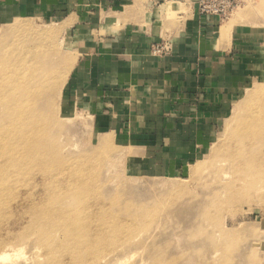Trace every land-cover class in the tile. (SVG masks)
Returning a JSON list of instances; mask_svg holds the SVG:
<instances>
[{
    "label": "crops",
    "instance_id": "obj_1",
    "mask_svg": "<svg viewBox=\"0 0 264 264\" xmlns=\"http://www.w3.org/2000/svg\"><path fill=\"white\" fill-rule=\"evenodd\" d=\"M196 8L195 0H0V20L60 25L74 56L63 92L70 107L89 111L109 139L126 134L143 172L166 175L203 155L257 64L248 31ZM162 41L170 51L153 54Z\"/></svg>",
    "mask_w": 264,
    "mask_h": 264
},
{
    "label": "rangeland",
    "instance_id": "obj_2",
    "mask_svg": "<svg viewBox=\"0 0 264 264\" xmlns=\"http://www.w3.org/2000/svg\"><path fill=\"white\" fill-rule=\"evenodd\" d=\"M19 21L28 22L32 30L54 32L60 58L53 55L50 61L56 71L63 67L61 55L73 53L61 26L51 21L0 20V48L6 47L2 35ZM225 21L239 23L254 38L256 68L231 98L203 155L184 171L166 175L143 172L139 158L132 157L135 153L131 150V155L129 144L124 142L126 134L112 133L115 138L109 139L96 131L91 113L70 107L63 97L65 83L53 112L47 111L44 101L39 103L44 120L38 139L43 151L38 153L60 167H70L72 172L87 169L88 189L79 191L100 197L114 217L108 222L112 229L105 243L96 248L99 264H113L116 259L114 264H264V171L241 173L244 181L237 182L231 176L220 179V157L211 155L216 143L217 152H221L220 141L232 130L234 116H241L244 107L258 93H264V0H242L222 24ZM73 63L74 56L69 72ZM102 138H108V144L103 145ZM199 163L202 170L192 175V167ZM40 172L38 176L44 174ZM173 184L179 185V190L169 188ZM32 187L27 184L26 190ZM94 205L99 207L101 202ZM34 238L33 233L25 236L20 253H13L14 246L6 247V251L1 248L0 254L4 251L8 259H0V264H36L41 252L34 247Z\"/></svg>",
    "mask_w": 264,
    "mask_h": 264
},
{
    "label": "bare ground",
    "instance_id": "obj_3",
    "mask_svg": "<svg viewBox=\"0 0 264 264\" xmlns=\"http://www.w3.org/2000/svg\"><path fill=\"white\" fill-rule=\"evenodd\" d=\"M30 26L23 21L12 24L2 35L6 47L0 48V249L14 246L13 253L19 252L25 236L33 233L34 247L41 252L38 259L43 258L36 264H99L96 248L105 243L112 229L108 222L114 217L100 197L79 191L88 189L87 169L72 172L38 153L43 151L38 140L43 119L38 105L44 101L47 111L53 112L73 54L61 55L63 67L56 71L50 61L53 55L60 58L54 32ZM234 118L232 130L220 141L221 152L216 143L211 155L220 157V179L231 176L238 182L241 173L264 171V93H258ZM101 142L108 144V138ZM202 168L196 164L192 175ZM39 171L44 174L38 176ZM27 184L32 189L26 190ZM98 201L101 206L94 208ZM4 251L2 261L8 259Z\"/></svg>",
    "mask_w": 264,
    "mask_h": 264
},
{
    "label": "built area",
    "instance_id": "obj_4",
    "mask_svg": "<svg viewBox=\"0 0 264 264\" xmlns=\"http://www.w3.org/2000/svg\"><path fill=\"white\" fill-rule=\"evenodd\" d=\"M242 0H195L196 9L199 15L217 18L222 21L233 10H235ZM170 45L162 41L151 47V52L155 55H165L170 51Z\"/></svg>",
    "mask_w": 264,
    "mask_h": 264
}]
</instances>
